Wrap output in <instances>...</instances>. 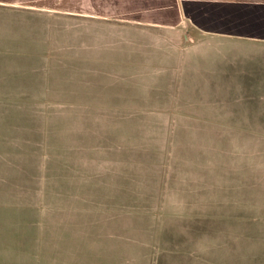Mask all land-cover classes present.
Masks as SVG:
<instances>
[{
    "label": "crops",
    "instance_id": "1",
    "mask_svg": "<svg viewBox=\"0 0 264 264\" xmlns=\"http://www.w3.org/2000/svg\"><path fill=\"white\" fill-rule=\"evenodd\" d=\"M15 26L82 33L79 47L85 53L94 55L99 49L109 53L104 59L98 60L101 57L95 54L84 60L108 64L107 73L100 77L121 87L109 94L108 103L84 104V111L166 112L179 110L181 97L198 95V85L205 98L215 95L214 90L223 92L225 88L219 84L214 89V81L230 78L225 67L230 59L242 55V61L249 63L256 58L257 48H264V0H0V264H21L22 219L64 217L71 214V205L78 213L73 217L88 218L83 224L91 221L93 229L65 237V264H193L197 256L191 249L197 239V216L192 210L197 205L196 187L182 183L185 176L191 181L193 170L185 172L180 167L186 158L175 152L178 139H160L166 155L147 158L158 171L154 184L128 185L122 182L126 178H109L127 175L124 168H112L120 159L114 139H88L97 148L92 154L67 152L65 141L62 150L51 154L23 152L15 113L21 112L22 97L47 94L35 85L29 87V93L23 92L21 80H16L17 89L7 92L5 37ZM246 48H251L250 53H245ZM7 112H13L8 120ZM169 121L176 127L174 119ZM55 140L42 139V144L53 149L58 144ZM39 146L35 140L32 147ZM60 158L62 165L52 162ZM148 174L143 175L152 176ZM85 175L92 176L89 194H81L82 185L72 182V177ZM103 177L111 182H102ZM128 191L132 195L125 200L121 193ZM148 204L162 214L170 208L185 221V228L177 232L182 240L179 246L167 247V237L161 234L165 238L159 235L164 246L160 249L153 245L154 234H135L129 225L119 226L129 218L118 217L121 211L129 215L125 208L133 213L137 209L143 214ZM54 235H49L51 246L58 240ZM170 252L177 263H167V257L173 256Z\"/></svg>",
    "mask_w": 264,
    "mask_h": 264
},
{
    "label": "rangeland",
    "instance_id": "2",
    "mask_svg": "<svg viewBox=\"0 0 264 264\" xmlns=\"http://www.w3.org/2000/svg\"><path fill=\"white\" fill-rule=\"evenodd\" d=\"M81 34L39 31L28 26H15L6 32L7 92L17 89L16 80H21L23 92L29 93V87L35 85L47 94L37 92V96L22 97L21 112L15 113L18 138L20 121L23 152L38 150V155L51 154L62 150L65 141L67 152L92 154L97 148L88 139H114L113 147L120 159L112 168H124L127 175L109 178H126L122 182L128 185L154 184L158 182V171L153 168L154 161L147 158L166 155L160 139H178L175 152L186 158L180 167L185 172L193 170L191 181H186L185 176L182 183L196 187L197 205L192 210L197 216V239L191 249L197 251V256L193 264H264V48H257L256 58L249 63H244L239 54L225 65L230 78L214 81V89L220 85L225 88V95L214 90L215 95L205 98L200 94L202 86L198 85V95L181 97L179 110L90 112L84 111V104L91 107L108 103L109 94L118 92L121 86L100 77L107 73L104 69L108 64L84 60L95 54L101 57L98 60L104 59L109 53L102 49L94 55L85 53L79 47ZM250 50L246 48L245 53ZM34 101L41 104L31 105ZM12 113L7 112V120ZM170 119L175 120L176 127L171 126ZM42 139H57L58 144L52 149L42 144ZM35 140L40 145L37 149L32 147ZM52 162L64 163L62 158ZM133 162L135 165L131 166ZM27 166L33 167L31 163ZM130 167L136 170L132 172ZM145 173L152 176L147 178ZM111 179L103 177L102 182ZM99 180L97 177V183ZM72 182L82 185L81 194H89L93 187L89 175L74 176ZM121 195L127 200L132 192ZM148 206L143 214L125 208L129 215L121 211L118 217L129 218L119 226L129 225L135 234H154L153 245L157 248L164 247L160 245L159 235L165 238L161 234L167 237V247L179 246L182 240L177 232L186 226L179 213L173 215L174 210L165 208L162 214L158 207ZM85 209L88 214V205ZM158 213L163 217L159 218ZM77 214L71 205V214L64 217L22 219L21 264H65V237L93 229L91 221L83 224L88 218L73 217ZM53 233L58 240L51 246L49 235ZM170 253L173 256L167 257V263H177L174 253Z\"/></svg>",
    "mask_w": 264,
    "mask_h": 264
}]
</instances>
